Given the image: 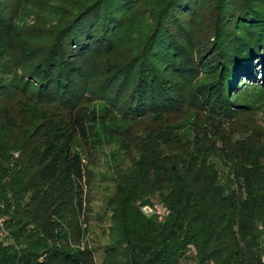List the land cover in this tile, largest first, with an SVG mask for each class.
Listing matches in <instances>:
<instances>
[{
	"label": "trees",
	"instance_id": "1",
	"mask_svg": "<svg viewBox=\"0 0 264 264\" xmlns=\"http://www.w3.org/2000/svg\"><path fill=\"white\" fill-rule=\"evenodd\" d=\"M72 2L41 41H0V264H95L79 244L88 85L148 121L114 185L102 264H264V132L215 113L237 76L264 72V0ZM0 28L13 30L1 7Z\"/></svg>",
	"mask_w": 264,
	"mask_h": 264
},
{
	"label": "rangeland",
	"instance_id": "2",
	"mask_svg": "<svg viewBox=\"0 0 264 264\" xmlns=\"http://www.w3.org/2000/svg\"><path fill=\"white\" fill-rule=\"evenodd\" d=\"M73 0H0V7L9 16L10 29L17 30L12 35L0 28V41L7 38L16 41L29 38V42L41 41L49 34L71 6ZM145 6V3L142 5ZM195 17V40L200 41L208 35L205 26L204 8ZM141 13V11H139ZM139 19L137 20V23ZM134 23V22H133ZM124 25L118 36V54H121L137 30V23ZM22 41V40H21ZM102 62L92 61L90 81H94L97 69ZM99 65V66H96ZM201 67V66H200ZM202 70L204 66H202ZM202 73L199 70L198 79ZM88 94L80 109L89 121L88 151L83 160L85 162V177L83 187V213L79 216L81 226L80 245L86 244L91 250L95 264H102L103 245L109 242V212L110 199L114 193V185L119 176L131 168L136 158L137 139L142 134L147 118L134 116L131 119L123 117V109L108 99H99L88 85ZM94 92V93H93ZM97 97V98H96ZM95 98V99H93ZM229 106L222 109L215 108L222 119L231 121L239 128L255 125L264 132V72L255 73L254 78L247 79L237 76L226 92ZM93 99V100H92ZM92 100V101H91ZM205 108V107H204ZM201 116L205 110L200 107ZM128 115V114H127ZM212 117V116H210ZM208 118V117H207ZM215 120V119H214ZM226 120V121H227ZM264 259V256H263Z\"/></svg>",
	"mask_w": 264,
	"mask_h": 264
},
{
	"label": "built area",
	"instance_id": "3",
	"mask_svg": "<svg viewBox=\"0 0 264 264\" xmlns=\"http://www.w3.org/2000/svg\"><path fill=\"white\" fill-rule=\"evenodd\" d=\"M145 207L147 208V210L144 209ZM141 208L144 211L155 213L157 218H161V216L165 215L168 212L167 208H164L159 203H152L150 205L149 204H144V205L141 206ZM4 232H5L4 219H3L2 216H0V234H3Z\"/></svg>",
	"mask_w": 264,
	"mask_h": 264
},
{
	"label": "water",
	"instance_id": "4",
	"mask_svg": "<svg viewBox=\"0 0 264 264\" xmlns=\"http://www.w3.org/2000/svg\"><path fill=\"white\" fill-rule=\"evenodd\" d=\"M144 209H145V210H147V208H146V207H145Z\"/></svg>",
	"mask_w": 264,
	"mask_h": 264
}]
</instances>
